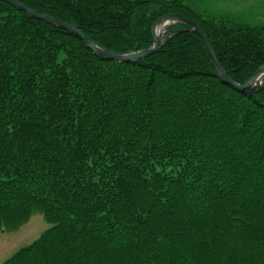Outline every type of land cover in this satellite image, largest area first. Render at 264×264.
<instances>
[{"label":"trees","instance_id":"obj_1","mask_svg":"<svg viewBox=\"0 0 264 264\" xmlns=\"http://www.w3.org/2000/svg\"><path fill=\"white\" fill-rule=\"evenodd\" d=\"M20 1L119 53L178 12L235 81L264 63V25L179 0ZM36 211L51 227L1 264H264V82L239 92L192 31L120 62L0 0V229Z\"/></svg>","mask_w":264,"mask_h":264},{"label":"water","instance_id":"obj_2","mask_svg":"<svg viewBox=\"0 0 264 264\" xmlns=\"http://www.w3.org/2000/svg\"><path fill=\"white\" fill-rule=\"evenodd\" d=\"M9 4L25 10L29 17L46 20L55 24L65 30L74 33L80 39H83L86 45L97 55H102L111 60H117L120 62L135 61L142 57H147L158 49H160L170 38L182 31H192L198 34L206 44L212 63L216 67L218 76L227 83L234 86L239 92L245 94L248 97H253L263 87L264 82V63L243 83L235 81L226 71V69L220 63V60L213 48L211 40L206 33L205 29L194 19L178 12H168L159 18H157L152 26L151 31L154 38L153 44L144 50H139L136 45L130 52H115L106 47L91 41L87 38L86 34L76 25H73L65 20L54 17L50 14L39 12L29 5L21 2L20 0H4ZM164 23V28L157 31V27ZM183 25L184 27L175 28L174 26Z\"/></svg>","mask_w":264,"mask_h":264},{"label":"rangeland","instance_id":"obj_3","mask_svg":"<svg viewBox=\"0 0 264 264\" xmlns=\"http://www.w3.org/2000/svg\"><path fill=\"white\" fill-rule=\"evenodd\" d=\"M171 1V0H168ZM203 20L226 21L250 27L264 25V0H179ZM42 212L14 230L0 229V264L22 246L32 243L51 227Z\"/></svg>","mask_w":264,"mask_h":264},{"label":"bare ground","instance_id":"obj_4","mask_svg":"<svg viewBox=\"0 0 264 264\" xmlns=\"http://www.w3.org/2000/svg\"><path fill=\"white\" fill-rule=\"evenodd\" d=\"M164 26H165V25H164V23H162L160 26H158V27H157V31H159V30L163 29V28H164Z\"/></svg>","mask_w":264,"mask_h":264},{"label":"flooded vegetation","instance_id":"obj_5","mask_svg":"<svg viewBox=\"0 0 264 264\" xmlns=\"http://www.w3.org/2000/svg\"><path fill=\"white\" fill-rule=\"evenodd\" d=\"M185 15V14H184ZM187 16V15H186ZM190 17V16H189ZM192 18V17H191ZM192 19H194V18H192ZM195 20V19H194ZM196 21V20H195ZM177 27H181V26H177ZM183 27V26H182Z\"/></svg>","mask_w":264,"mask_h":264}]
</instances>
